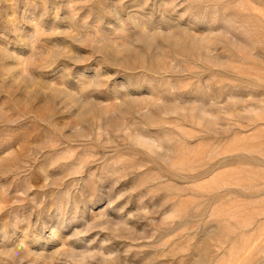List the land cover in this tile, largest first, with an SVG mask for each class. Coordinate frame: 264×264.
Segmentation results:
<instances>
[{"label":"rangeland","instance_id":"rangeland-1","mask_svg":"<svg viewBox=\"0 0 264 264\" xmlns=\"http://www.w3.org/2000/svg\"><path fill=\"white\" fill-rule=\"evenodd\" d=\"M0 264H264V0H0Z\"/></svg>","mask_w":264,"mask_h":264},{"label":"clouds","instance_id":"clouds-1","mask_svg":"<svg viewBox=\"0 0 264 264\" xmlns=\"http://www.w3.org/2000/svg\"><path fill=\"white\" fill-rule=\"evenodd\" d=\"M109 71H111V70L109 69ZM113 84L127 86L129 84V81H128L127 76L122 74V75H119V76L115 77L114 79H112L111 82L108 84V88H111L113 86ZM145 88H146V86H145ZM129 91L136 93L137 89L134 87H129Z\"/></svg>","mask_w":264,"mask_h":264}]
</instances>
